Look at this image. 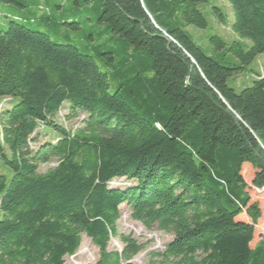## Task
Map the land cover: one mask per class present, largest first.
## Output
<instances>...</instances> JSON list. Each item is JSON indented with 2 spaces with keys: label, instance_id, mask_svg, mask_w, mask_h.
Masks as SVG:
<instances>
[{
  "label": "trees",
  "instance_id": "trees-1",
  "mask_svg": "<svg viewBox=\"0 0 264 264\" xmlns=\"http://www.w3.org/2000/svg\"><path fill=\"white\" fill-rule=\"evenodd\" d=\"M202 2L102 0L98 21L134 47L115 91L77 46L28 20L0 29V165L12 172L0 173V264H67L83 234L99 249L87 264H133L145 246L119 232L123 205L172 235L148 264H264V237L251 247L262 212L242 173L251 164L264 188V76L241 91L228 83L264 54V0H229L249 44L233 42L224 61L182 27L208 26ZM43 132L57 137L41 142ZM113 237L122 248H109Z\"/></svg>",
  "mask_w": 264,
  "mask_h": 264
},
{
  "label": "rangeland",
  "instance_id": "rangeland-1",
  "mask_svg": "<svg viewBox=\"0 0 264 264\" xmlns=\"http://www.w3.org/2000/svg\"><path fill=\"white\" fill-rule=\"evenodd\" d=\"M26 3V7H21L13 3L0 1V29H7L11 19L28 20L29 25L48 33L54 40L59 43H69L77 46L85 53L93 55L98 63L107 71L111 77V89L115 91L121 74H117L119 69L124 70L127 61L130 59L134 47L130 46L121 35L110 32L108 24L100 23L98 17L102 10V0H19ZM200 9L204 12L208 26L199 28L195 25H182L183 29L191 35L194 41L210 56L217 60L224 61L232 56L227 48L233 42L238 41L243 46L249 44V41L238 36L232 29L234 23V12L229 0H202ZM218 7L225 15V22H221L214 11ZM66 22H78L79 28L74 29ZM220 36L226 42V46L219 49L212 42L213 36ZM138 51V48L136 49ZM114 54L115 59H109ZM233 57V56H232ZM146 58V57H144ZM150 59H145V64H149ZM261 74L264 76V54H261L251 63L250 66L234 79L230 78L228 83L236 91H241L244 87L252 84L253 80ZM1 102V98H0ZM63 113H69L67 106ZM82 118V117H80ZM80 118L72 119L68 122L69 127H78ZM61 118L58 117V120ZM59 120V121H60ZM57 137L56 133L43 132L40 141L53 140ZM33 143V148L39 146ZM8 152V150H6ZM56 165V162L41 164V172L48 170ZM0 173H9L11 170L0 165ZM249 187L248 191L253 202H258L262 216L255 228L254 239L251 247L260 244L264 237V188L256 189L252 186V178L255 169L251 164L246 163L242 171ZM118 179L117 181L122 180ZM249 221L246 214L241 215L238 219ZM118 230L123 234H132L137 240L144 244L145 248L137 254L131 262L133 264H148L152 259L160 260L159 257H152V252H161L165 249L167 243L172 239L168 234L157 227L151 229L145 227L139 221L131 218L130 210L127 205L121 207V218L118 221ZM109 248H122L119 239L113 237L109 243ZM99 257V249L92 240L83 234L82 243L79 250L72 256H66L67 264H87L95 262Z\"/></svg>",
  "mask_w": 264,
  "mask_h": 264
}]
</instances>
